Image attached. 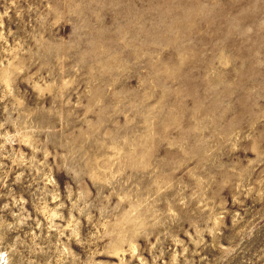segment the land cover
<instances>
[{
  "label": "rangeland",
  "instance_id": "rangeland-1",
  "mask_svg": "<svg viewBox=\"0 0 264 264\" xmlns=\"http://www.w3.org/2000/svg\"><path fill=\"white\" fill-rule=\"evenodd\" d=\"M0 264H264V0H0Z\"/></svg>",
  "mask_w": 264,
  "mask_h": 264
},
{
  "label": "bare ground",
  "instance_id": "bare-ground-1",
  "mask_svg": "<svg viewBox=\"0 0 264 264\" xmlns=\"http://www.w3.org/2000/svg\"><path fill=\"white\" fill-rule=\"evenodd\" d=\"M1 259V258H0ZM1 261V260H0Z\"/></svg>",
  "mask_w": 264,
  "mask_h": 264
}]
</instances>
